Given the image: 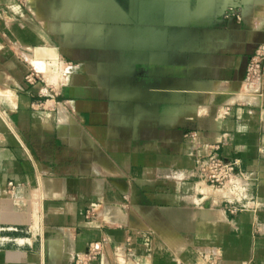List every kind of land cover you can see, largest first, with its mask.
Instances as JSON below:
<instances>
[{"label": "crops", "instance_id": "obj_1", "mask_svg": "<svg viewBox=\"0 0 264 264\" xmlns=\"http://www.w3.org/2000/svg\"><path fill=\"white\" fill-rule=\"evenodd\" d=\"M263 43L264 0H0V264H264Z\"/></svg>", "mask_w": 264, "mask_h": 264}, {"label": "built area", "instance_id": "obj_2", "mask_svg": "<svg viewBox=\"0 0 264 264\" xmlns=\"http://www.w3.org/2000/svg\"><path fill=\"white\" fill-rule=\"evenodd\" d=\"M264 73V43L259 46L255 55L251 58L247 71V80L250 84H255L260 80ZM204 178L207 182L223 188L230 185L231 189L243 195H249L256 185L255 180L251 179L248 173L242 169L238 160H228L217 154L210 155L203 161ZM243 206H232V213L239 212Z\"/></svg>", "mask_w": 264, "mask_h": 264}, {"label": "water", "instance_id": "obj_3", "mask_svg": "<svg viewBox=\"0 0 264 264\" xmlns=\"http://www.w3.org/2000/svg\"><path fill=\"white\" fill-rule=\"evenodd\" d=\"M228 12H229L228 9H225L224 12H223V15L228 14Z\"/></svg>", "mask_w": 264, "mask_h": 264}]
</instances>
